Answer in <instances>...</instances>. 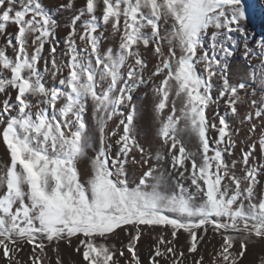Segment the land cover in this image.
<instances>
[{"label":"snow or ice","instance_id":"6c2138e0","mask_svg":"<svg viewBox=\"0 0 264 264\" xmlns=\"http://www.w3.org/2000/svg\"><path fill=\"white\" fill-rule=\"evenodd\" d=\"M244 19L242 0H0V264H264V39L241 78ZM221 104L247 106L230 162Z\"/></svg>","mask_w":264,"mask_h":264},{"label":"rangeland","instance_id":"374dc122","mask_svg":"<svg viewBox=\"0 0 264 264\" xmlns=\"http://www.w3.org/2000/svg\"><path fill=\"white\" fill-rule=\"evenodd\" d=\"M242 3L245 6V19L240 21V24L247 32V38L245 39L244 37H241L239 33L232 34L234 39L237 42L236 46L232 47V51L234 53V57L236 58L240 66L241 78L251 73L253 71V68L255 69L257 74H259V72L261 71L259 57L252 56L247 59L243 57L245 42L248 43V46L250 48L254 50H258L256 49L257 41L264 39V4H263L264 0H242ZM64 19H67V17H65ZM66 27H67L66 24H62L60 29L57 30V37L60 41V43L58 44V48H57L58 52L62 51L64 47L63 40H64V37L66 36V30H65ZM146 58L148 59L149 67L151 68L152 65L155 63V61L151 57L150 54H146ZM229 63L230 64L232 63L231 59ZM147 78H148L147 73H145V79ZM249 92H251V88H249ZM241 95H244V93L241 92ZM257 95H259V93H257ZM133 97H134L133 103L137 105V108L141 112L147 109L148 112L150 113L151 100H152L151 93H150V86H141L139 91H134ZM246 107H247L246 105L241 106L240 116L238 117H232L230 113H226L224 106L222 104L219 108L220 113L228 115L230 124L234 128L238 129V135L236 138L238 139L239 142L237 143V146H236V154L232 157H227L229 162L231 160L239 158L240 149L244 147V144L242 142L247 140L249 137V134L247 132V124L241 123L243 116L246 115ZM213 108H215V105H213ZM87 115H88V119L91 122V124L95 126V120L92 118L91 109H89V112ZM209 115L211 116L212 113L210 112ZM118 122H119V118H115L112 121H109L106 127V134L116 129ZM118 137H119V130L117 131V136L113 138L112 140H108L107 142L114 145L115 139H118ZM191 150L195 151V148H192ZM89 155H94V153L90 152ZM136 155H137V159H139L138 154ZM236 172H237V175L243 174L241 172L240 164H237ZM258 179L260 183L264 185V175L259 176ZM211 237H212V233L211 231H209L208 235L205 237V245H206L207 251H211L213 244L216 243V241L214 239H211ZM210 239H211V242L209 243ZM147 240L148 238L145 237V246H146ZM184 240H185V237L181 236L180 244H183ZM203 250L204 248L202 246V251ZM186 264H190V261H187Z\"/></svg>","mask_w":264,"mask_h":264},{"label":"bare ground","instance_id":"6f19581e","mask_svg":"<svg viewBox=\"0 0 264 264\" xmlns=\"http://www.w3.org/2000/svg\"><path fill=\"white\" fill-rule=\"evenodd\" d=\"M264 4V3H263ZM152 62V61H151ZM4 146L2 144H0V157L3 156V153H4Z\"/></svg>","mask_w":264,"mask_h":264}]
</instances>
